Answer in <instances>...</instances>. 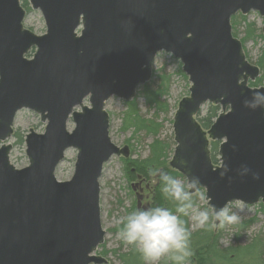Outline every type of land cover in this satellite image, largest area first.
<instances>
[{
  "label": "water",
  "instance_id": "water-1",
  "mask_svg": "<svg viewBox=\"0 0 264 264\" xmlns=\"http://www.w3.org/2000/svg\"><path fill=\"white\" fill-rule=\"evenodd\" d=\"M29 5L42 14V36L24 28L21 0H0V264L108 263L95 254L106 236L99 180L104 166L114 156L129 158L130 149L112 143L105 107L111 98L135 100L151 82L160 53L179 60L191 84L174 115L170 168L186 182L199 176L208 208L229 201L264 205V108L244 104L264 86H249L261 71L247 60L231 24L238 14L264 18V0ZM206 105L222 111L208 131L196 120ZM22 110L46 127L43 134L30 130L25 136L29 165L18 170L10 162L13 146L5 143ZM210 141L219 143V165L212 162ZM70 149L77 151L74 174L59 182L56 169ZM243 165L251 171L241 176ZM137 180V209L151 208L142 204V177Z\"/></svg>",
  "mask_w": 264,
  "mask_h": 264
},
{
  "label": "rangeland",
  "instance_id": "rangeland-1",
  "mask_svg": "<svg viewBox=\"0 0 264 264\" xmlns=\"http://www.w3.org/2000/svg\"><path fill=\"white\" fill-rule=\"evenodd\" d=\"M21 5L26 11V18L23 23L24 28L38 36L44 35L46 27L42 14L30 8L29 0H21ZM26 5L30 9L29 11L24 7ZM235 17L236 19L231 23L233 32L236 34L235 38L240 40L241 43L243 39L250 38L244 44L242 43L244 54L251 64L259 68L258 62L264 51V36L262 33L264 18L257 12H251L245 17V21H243V16L240 14ZM28 58H31V56ZM179 71L182 72V64L179 60L165 53L157 55L153 65L152 81L158 83L157 78L163 73L171 76L168 95L163 99L164 103L167 105L166 111H155L149 107L143 95H139L142 91L141 89L137 92L138 98L136 97V100L130 102L135 103L136 110L139 112L141 118L145 120H154L155 123L160 125L161 128L159 129L157 139L163 141L169 147L170 154L167 160V167L170 170L169 163L172 160L176 146L173 130L174 115L179 102L189 96V88L191 86L186 75L182 72L185 78L181 77ZM260 71L259 78H262L263 82L259 87H262L264 86V71L262 69H260ZM130 103H125L117 98H111L106 103L105 107V110L110 116L109 135L112 143L120 148L128 146L130 149L129 158L114 156L104 166L102 177L99 180L101 224L103 230L106 232V236L104 244L98 248L95 254L106 258L108 261L107 264H123L121 256L127 255L132 249H136L134 246H126L122 240L118 238L117 234L121 226L114 224L112 218L114 215L126 216L130 212L135 211L136 197L135 193L132 191V185L137 183V176L140 175L142 180H145V184L142 186L143 193L147 197L149 196V199L154 193V189L156 193L157 185L161 184L158 174L157 176L151 174L149 177H143L139 172H136L134 168L126 166L122 162L123 160L141 161L147 159L150 155V145L154 140V136L148 135L144 131L136 132L134 127L129 126L131 121L128 120L127 117ZM85 106H89L88 101H85ZM206 111L207 105L201 110V118L205 117ZM221 112L220 110V113ZM196 120L199 123L198 117ZM45 127L46 123H42L40 117L29 110H22L17 114L13 127L14 134L12 138L5 143L13 146L10 154V162L16 169L21 170L29 165L26 156L25 136L30 130L35 131L37 134H43ZM74 127L73 123L69 121L68 131L72 132ZM20 138L23 139V142H19ZM212 143L214 142L210 141V150L212 148ZM2 144L3 143H0V148ZM76 157L77 151L74 149H70L65 153V159L59 164L55 173L59 182H66L72 178L75 170ZM217 159L219 165V156ZM159 171L161 170L159 169ZM181 181L187 184L186 181ZM146 185H149V189L146 188ZM203 192L205 196V191L203 190ZM199 204L201 208H208L206 199L199 201ZM262 205V203H259L254 206H246L240 202L232 203V209L241 216V220L238 224L228 226L225 229H213L214 232L218 233L220 231L221 233L219 244L223 248H233L239 244L245 246L253 240L259 239L262 241L264 247V212L261 210ZM183 219H185L186 227H188L191 232H200L204 230L194 228L191 221L187 218ZM251 221L252 223L248 224ZM241 225H245L246 227L240 230L239 227ZM141 258L139 264H145L142 254ZM127 263L135 264V259L131 258L127 260ZM260 263L264 264V249L262 262Z\"/></svg>",
  "mask_w": 264,
  "mask_h": 264
},
{
  "label": "clouds",
  "instance_id": "clouds-1",
  "mask_svg": "<svg viewBox=\"0 0 264 264\" xmlns=\"http://www.w3.org/2000/svg\"><path fill=\"white\" fill-rule=\"evenodd\" d=\"M250 110L264 108V92L254 93L244 101ZM229 169H225L226 174ZM241 176L250 173L243 165L238 170ZM159 175L161 190L166 199L175 203V210L168 207L137 209L126 216L114 215L112 220L120 225L118 238L126 246H134L143 256L145 264H190L194 255L191 248V231L186 227L185 219L191 221L196 229H225L238 224L241 216L232 209V202H226L223 207L210 205L201 208L199 201L204 200L203 184L199 176L189 177L187 184L180 179L159 170L153 171ZM259 179V174H254Z\"/></svg>",
  "mask_w": 264,
  "mask_h": 264
},
{
  "label": "trees",
  "instance_id": "trees-1",
  "mask_svg": "<svg viewBox=\"0 0 264 264\" xmlns=\"http://www.w3.org/2000/svg\"><path fill=\"white\" fill-rule=\"evenodd\" d=\"M27 11L30 9L28 6ZM236 17L232 18V21ZM246 20L245 17L242 18ZM235 26V25H234ZM236 37L235 32H233ZM248 39L242 40L244 44ZM258 66L264 71V51L259 59ZM181 77L185 78L183 73L179 71ZM158 83L151 81L149 84L141 88L146 104L154 109L155 111H166L167 105L164 103V98L168 95V90L171 83V76L163 73L157 78ZM263 82L262 78H259L256 82L250 83V87L257 88ZM155 86V87H154ZM138 98V96H137ZM136 98V99H137ZM135 99V100H136ZM129 105V104H128ZM220 113V107L214 105H207V111L205 117L201 118V114L198 115V121L204 130H209L213 125L215 119ZM128 120L131 121L129 126L134 127L136 132H146L148 135L154 136V140L150 145V155L145 160L141 161H129L123 160V164L131 166L136 172H139L143 177H149L153 171L161 170L160 172L167 173L178 179L185 181V179L177 172L170 170L167 167V160L169 156V147L163 141L157 139L159 124L155 123L154 120H145L139 116V112L136 110L135 103H130ZM130 118V119H129ZM129 121V122H130ZM19 142H23L20 138ZM218 143H212L211 158L214 164H218ZM125 166V167H126ZM157 206L168 207L171 210H175V203L166 199L161 190V184L156 187V193L154 197L153 208ZM134 210H137L136 207ZM262 212H264V206H261ZM252 223L249 222L248 224ZM245 225L239 227L240 230L245 228ZM220 231L214 232L213 229H204L200 232H191V248L194 255L190 258L191 264H261L263 255V243L259 239L253 240L245 246L240 244L236 247L223 248L220 242ZM134 258L135 264H139L141 261V253L137 249H132L127 255H122L123 264H128L127 260ZM126 261V263H125ZM134 263V262H133ZM164 264H171L170 261L165 260Z\"/></svg>",
  "mask_w": 264,
  "mask_h": 264
},
{
  "label": "flooded vegetation",
  "instance_id": "flooded-vegetation-1",
  "mask_svg": "<svg viewBox=\"0 0 264 264\" xmlns=\"http://www.w3.org/2000/svg\"><path fill=\"white\" fill-rule=\"evenodd\" d=\"M143 184H145V180H144V179L142 180V184L140 185V187L137 188V191H139L140 188L143 189V188H142ZM146 188L149 189V185H146ZM133 193H135V197H136V192H133ZM145 196H146V195H145ZM154 197H155V189H154V193L151 195L150 199H149V196H148V197L146 196V197H145V200L143 201L142 204L144 205V204H146V203H149V204H150V207L153 208ZM149 200H150V201H149ZM136 209H137V208H136Z\"/></svg>",
  "mask_w": 264,
  "mask_h": 264
}]
</instances>
